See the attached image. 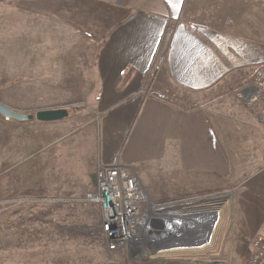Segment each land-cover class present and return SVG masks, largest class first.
I'll return each mask as SVG.
<instances>
[{
	"label": "crops",
	"instance_id": "crops-1",
	"mask_svg": "<svg viewBox=\"0 0 264 264\" xmlns=\"http://www.w3.org/2000/svg\"><path fill=\"white\" fill-rule=\"evenodd\" d=\"M255 6V0H0V10L7 14L8 29L17 30L14 25L22 23L23 58L27 62L47 63L51 55L56 60L55 55L61 53L56 49L59 45L80 47L82 53L85 46L94 45L95 51L99 48L95 52L93 47L94 63L84 67L80 76L86 80L96 76L98 80L95 107L101 126L98 140H102L97 146L100 155L94 152L87 171L76 162L77 158L71 159L62 152L60 157L71 159L70 163L65 165L62 160L61 172L43 170V176L54 183V188L81 191L82 196L96 188L98 163L133 169L132 163L146 159L145 163L151 165L152 174L157 177H153L154 182L163 181L162 185L158 182V187L169 188V183L176 180L187 191L198 190L199 195L220 189L226 178L228 184L234 185L239 222L230 240L231 248L234 254L248 253L246 240L257 232L264 234V125L255 117L256 109L234 95L237 87L249 85L253 77L241 84L234 78L239 76V67L254 68L255 63H264V40H256L253 33L241 36L231 31L245 21L244 26L240 25L241 30L249 32L255 27ZM257 7L264 9L263 5ZM4 27L8 45H13L15 35L8 36ZM260 28L264 29L261 25ZM16 36L20 39L19 34ZM35 47L39 48L38 55L34 53ZM30 66L26 77H38ZM44 66H40L39 77L48 71ZM242 72V76L248 74L246 69ZM74 88H79V83ZM70 118L68 113L51 124L59 125ZM2 122L15 132L16 125L11 119ZM17 127H22L25 140L24 123ZM15 141H19L18 134L13 135L12 143ZM208 141L219 160L224 155L223 143L231 151H234L233 143H253L235 161L239 166L248 154V163L255 162L253 168L247 170L246 177L239 176L243 173L239 169L224 175L216 161L213 169H207L206 162L202 167L200 160L189 161L190 157L207 158ZM217 154L210 155L214 158ZM168 158L182 159V168L169 173L172 176L168 178L172 179L161 177L162 173L167 174L164 162ZM15 164L11 167L10 182L13 185L20 176L18 186L28 191L30 166L25 167L22 162L20 169H15ZM42 169L40 162L38 171ZM48 175H54V180ZM41 187L51 188L49 184ZM196 227L199 235L193 238L196 230L191 232L189 227L181 237L186 245L192 238L198 241L205 237L204 226ZM217 245L222 247L220 243ZM161 250L169 249H159L156 253Z\"/></svg>",
	"mask_w": 264,
	"mask_h": 264
},
{
	"label": "rangeland",
	"instance_id": "rangeland-1",
	"mask_svg": "<svg viewBox=\"0 0 264 264\" xmlns=\"http://www.w3.org/2000/svg\"><path fill=\"white\" fill-rule=\"evenodd\" d=\"M255 3V21L253 20L255 27L251 28L249 32L241 30L242 26L246 24L245 21L239 23L238 28L233 29L231 32L238 35L253 33L256 40L262 38L264 40V29L260 28V25L264 27V24L262 25L264 9L257 7L258 4L264 6V0H255ZM258 10L261 11L260 14ZM4 26L7 28L8 36L12 33L15 35L12 40L13 45H8ZM14 26L20 29L22 23ZM9 27L6 12L0 10V102L11 110L22 114L34 115L39 110L65 108L71 118L67 120L68 122L55 126L51 124L55 121L39 122L33 119L22 122L12 120L16 125V130L12 133L11 128H8L7 124L2 122L5 119L0 116V222L2 227L0 230V264H46L53 261L87 264H243L251 252V239L264 234L263 232H257L246 240L248 249L250 247L248 253H233L230 240H233V231L239 222L237 221L236 213L238 212L233 199L234 185L228 184L226 178H223L224 182L219 186L220 189L213 191L211 194L199 195L198 190L188 189L187 191L182 188L181 182L176 180L174 183H169V188H160L158 185L159 183L162 185L163 181L161 179L158 181L159 183L154 182L157 177L153 176L151 165L145 163L146 159L132 163L131 167L137 176L142 179V185L150 201L165 204L173 199L181 198L190 202L186 207H183L184 209L181 207L177 211L180 216H184L185 221L182 224L184 234H186V229L190 227L192 228L191 232L194 229L196 230V234L192 233L194 238L199 235V228L196 226L201 225L205 229L203 231L205 237L200 240L197 241L192 238L190 242H186L188 243L186 245L184 243L186 240L181 241L182 238L180 237L178 238L179 241L167 243L168 246H158V250L169 249L167 251L161 250L163 252L160 253H156L155 250L153 253L148 252L146 246H144L147 253L140 258H130L121 251H107L102 231L100 232L101 237L92 234L84 238H69L63 234L59 228L60 225L81 223L85 224L90 230L94 228L92 221L96 209H93L92 204H85L83 207L77 208L69 207V209L64 207L51 211L46 208L53 202L35 201L34 197L22 196L24 193L22 185L18 186L21 181L20 176L16 178L13 185L10 182L13 177L11 174L13 162H16L15 169H20L22 162L25 167L30 166V190H41L50 194L37 199L47 196L63 198L57 193L75 194L76 197L82 196L83 192L81 191H71V193L54 188V183L43 176V170L48 173L61 172L62 162L65 165L69 164L72 158H77L76 162H79L85 170L90 169L94 152H100V148L97 146L101 144L102 140V138L98 140L99 133L101 136V126L99 124V113L95 107L98 96V80L96 76L91 80H86L80 76L84 72V67L94 63V45L85 46L87 49L83 48L84 53L80 51V47H61L59 45L56 49L61 50V53L55 55L56 60H52L54 57L51 55L47 63L40 60L27 62L23 58L24 46L22 45L21 29L10 30ZM17 34L20 35V39L17 38ZM97 48L98 46H96ZM98 51L99 48L95 52ZM34 53L39 54L38 47L34 48ZM78 56L84 58V61L80 62ZM13 57L15 61H12ZM255 64L254 68L239 67V76L234 78H237L236 82L241 84L242 82L251 81L253 73L264 65L260 62ZM29 65H31V71L34 69L38 77H26ZM41 65H45L44 69L48 71H43V76L39 77L38 73ZM79 66L82 67L79 68ZM244 69L248 70V74L242 76L241 73L243 74ZM77 83H79V88H74ZM262 105L264 106V102L261 99L260 105H257L258 113L264 112ZM254 112L256 114L257 110H254ZM260 116L262 117L261 114ZM224 121L227 123V120ZM260 122L264 125L263 120H260ZM20 123L25 125V140L22 136V127H17ZM98 128H100L99 132ZM14 134L19 135V141H15L16 144L12 143ZM113 140L112 138L110 141ZM233 144L234 151H231L229 145L223 143L224 155L221 158L222 161L219 160L217 151L210 149L211 143L209 141L208 147L207 144L205 147L207 158L190 157L189 161L198 163L200 160L202 167L203 163L206 162L207 169L215 168L216 161L217 167L221 166L224 175L228 174V171L239 169V171H243L239 176L246 177L247 170H251L255 162L251 160L248 163V154L244 156L239 166L235 165V161L238 156H243L245 148H248L249 145L252 146L253 143L240 142ZM73 151L76 153L72 156ZM62 152L67 153L71 159L66 161L60 157ZM211 153L217 154V157H211ZM23 155L25 160L21 162ZM56 161L59 163L56 164ZM40 162L43 169L39 172ZM181 162L182 159H166L164 163L167 174L162 173L161 177L168 178L171 175L169 173L181 169ZM99 167H101L100 163H98L96 170ZM51 177L53 179L54 175ZM48 184L51 188L43 189L41 187H46ZM25 186H27V183H25ZM9 197L13 199L7 200L10 199ZM44 213L46 214L44 215ZM210 231V236H208L207 234ZM217 243H220L222 247H219ZM203 244L205 245L200 246Z\"/></svg>",
	"mask_w": 264,
	"mask_h": 264
},
{
	"label": "built area",
	"instance_id": "built-area-1",
	"mask_svg": "<svg viewBox=\"0 0 264 264\" xmlns=\"http://www.w3.org/2000/svg\"><path fill=\"white\" fill-rule=\"evenodd\" d=\"M234 95L240 102L254 107L257 110L256 118L264 121V112L258 113L257 107L264 98V65L254 73L252 82L237 87ZM38 200L98 205L107 251H121L130 258H140L147 250L153 253L154 250L158 251V246H168L167 243L183 237L184 231L173 234L171 240H162L164 234L172 235L170 220L178 216L184 219L177 211L189 204L187 199L172 200L165 204L153 203L133 169L119 164L99 167L95 190L82 197L35 198V201ZM250 247V255L243 264H264V235L252 238Z\"/></svg>",
	"mask_w": 264,
	"mask_h": 264
},
{
	"label": "trees",
	"instance_id": "trees-1",
	"mask_svg": "<svg viewBox=\"0 0 264 264\" xmlns=\"http://www.w3.org/2000/svg\"><path fill=\"white\" fill-rule=\"evenodd\" d=\"M251 83V82H250ZM264 102V98L262 99ZM213 193V190H208V191H203L201 194L207 195ZM63 194V193H60ZM69 195V193H64V195ZM45 195H50L47 194L41 190H28L24 191L22 196H31L34 198L38 197H44ZM12 197V196H11ZM9 197L10 199L7 200H12L13 198ZM67 198V197H66ZM85 204L84 203H52L47 206V210L50 209L51 211L57 210L59 208H64V207H72V208H77V207H83ZM93 209H96L94 211V219L92 221V226L94 228L92 230L88 229L85 224L81 223H76V224H65V225H60L59 228L63 232V234L69 238H84L88 235H95L97 237H101V213H100V208L98 205L92 204ZM90 206V207H91ZM46 213H44L45 215ZM91 226V227H92ZM1 222H0V230H1ZM58 228V225H57ZM98 229V230H97ZM46 264H87V263H70V262H63V261H58V262H51V263H46ZM141 264H148V263H141Z\"/></svg>",
	"mask_w": 264,
	"mask_h": 264
},
{
	"label": "water",
	"instance_id": "water-1",
	"mask_svg": "<svg viewBox=\"0 0 264 264\" xmlns=\"http://www.w3.org/2000/svg\"><path fill=\"white\" fill-rule=\"evenodd\" d=\"M0 116L9 120L15 121H28V120H37L39 122H54L62 120L68 116V112L64 108L59 109H48V110H39L34 115L33 114H22L15 112L8 108L6 105L0 102Z\"/></svg>",
	"mask_w": 264,
	"mask_h": 264
},
{
	"label": "bare ground",
	"instance_id": "bare-ground-1",
	"mask_svg": "<svg viewBox=\"0 0 264 264\" xmlns=\"http://www.w3.org/2000/svg\"><path fill=\"white\" fill-rule=\"evenodd\" d=\"M166 219L169 220L170 217H167ZM183 221H184L183 217H179V216L178 217H173L172 220H170V224H171V227H172V231H170V232H172V235L169 234V233L164 234L162 236V240H165V241L166 240H171L173 234H175V233L178 234V233L184 231V229H182L183 228L182 227ZM165 238H167V239H165Z\"/></svg>",
	"mask_w": 264,
	"mask_h": 264
}]
</instances>
